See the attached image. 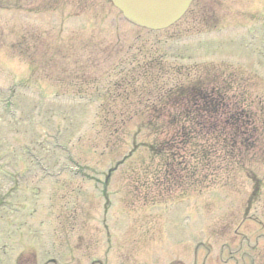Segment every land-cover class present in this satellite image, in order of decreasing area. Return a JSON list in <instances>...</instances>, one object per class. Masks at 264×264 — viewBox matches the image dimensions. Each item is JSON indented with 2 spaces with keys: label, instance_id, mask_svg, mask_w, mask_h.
Listing matches in <instances>:
<instances>
[{
  "label": "rangeland",
  "instance_id": "rangeland-1",
  "mask_svg": "<svg viewBox=\"0 0 264 264\" xmlns=\"http://www.w3.org/2000/svg\"><path fill=\"white\" fill-rule=\"evenodd\" d=\"M215 79L252 149L153 157L142 115ZM0 197V264H264V0L156 33L110 0H0Z\"/></svg>",
  "mask_w": 264,
  "mask_h": 264
},
{
  "label": "trees",
  "instance_id": "trees-1",
  "mask_svg": "<svg viewBox=\"0 0 264 264\" xmlns=\"http://www.w3.org/2000/svg\"><path fill=\"white\" fill-rule=\"evenodd\" d=\"M221 83H223L221 79H215L212 84L203 81L192 84L189 86L191 87L188 91L189 97L185 94L182 97L176 96L180 95L179 91L185 93L182 86L164 94L160 93L157 101L164 113L148 112L144 115L147 117L149 129L156 130L158 133L167 131L162 140H156L148 145L154 157L164 160L166 154L173 158L174 152L178 153L172 148L174 139L171 140V144L169 143L174 133H176L174 137L181 144L190 143L187 147L192 145L191 153L188 155L197 160L198 166L193 169L197 173L200 172L204 163L208 165L212 159H218L215 157L219 155V157L234 158L236 154L239 156L242 154L241 149L248 150L251 147L246 144L243 128L239 129L238 124L245 126L244 121L251 119L253 114L238 113L234 118L235 123L232 122L231 114L224 117L222 111L226 109L227 91L222 88ZM180 100H186L187 108L182 112L178 110L181 106ZM165 110L176 112L166 114ZM209 125L211 129L208 130Z\"/></svg>",
  "mask_w": 264,
  "mask_h": 264
},
{
  "label": "water",
  "instance_id": "water-1",
  "mask_svg": "<svg viewBox=\"0 0 264 264\" xmlns=\"http://www.w3.org/2000/svg\"><path fill=\"white\" fill-rule=\"evenodd\" d=\"M128 19L151 30H162L179 20L192 0H112Z\"/></svg>",
  "mask_w": 264,
  "mask_h": 264
}]
</instances>
